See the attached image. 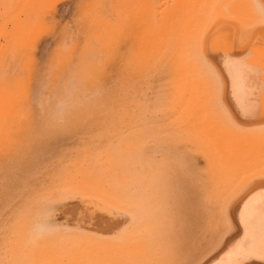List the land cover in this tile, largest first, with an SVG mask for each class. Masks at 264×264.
<instances>
[{
	"label": "bare ground",
	"instance_id": "1",
	"mask_svg": "<svg viewBox=\"0 0 264 264\" xmlns=\"http://www.w3.org/2000/svg\"><path fill=\"white\" fill-rule=\"evenodd\" d=\"M32 1L0 0V98L16 97ZM83 12L96 20L68 69L38 65L6 124L0 264H212L245 231L223 264H264V202L248 230L240 218L264 190V104L241 117L231 101L234 73L264 70V0H85Z\"/></svg>",
	"mask_w": 264,
	"mask_h": 264
},
{
	"label": "rangeland",
	"instance_id": "2",
	"mask_svg": "<svg viewBox=\"0 0 264 264\" xmlns=\"http://www.w3.org/2000/svg\"><path fill=\"white\" fill-rule=\"evenodd\" d=\"M32 2V10L35 19L25 40V45L28 47L27 61L13 83V92L18 99H16V97L4 95L0 98V155L3 154L2 157L4 154L11 151V139L13 136L9 130L6 136L4 135L6 124L9 119L15 118L20 106L18 103L29 95V90L32 87L33 81H35L33 79H36V74H39V72L36 73L37 71L35 68L40 65L42 66V69L45 70L44 68H49V63L51 66V61H53L55 62L56 68H63L62 71L67 70V63L75 58V53L78 51H75L74 49L72 50V47L76 44L77 33H82L85 29L90 30L88 25L89 22H95L96 20L93 17L87 19L84 15L83 5L85 0H33ZM103 30L104 35L106 36V41H110L112 37L110 36L109 31L105 27H103ZM67 31L71 32L73 35H71V43H69L64 50L61 44H66L65 35ZM118 52L119 50L116 49L112 52H110V50L109 52L107 51L105 61L100 66L102 72L101 76L107 81L110 80L112 74L116 72V67L118 66L116 64ZM253 69H255V71L252 69L244 70L243 74L240 73V75H237L234 73L232 75V80L236 82V94L240 99H243L244 105L246 107L248 106V110H256L264 104V91H262L264 88V70L261 68ZM67 78L68 75H63L61 73L60 79L66 81ZM46 112L45 109L41 111L37 110L34 112L36 114L31 122H35V125L39 126L46 121ZM21 124H23V122H21ZM12 130H14V126L12 127ZM19 131H21V129L18 128L17 132ZM38 145L40 144L38 143ZM28 148L31 150V147ZM31 151L39 152L38 150ZM263 200L264 198H261L260 196L256 199L257 203H261ZM255 211L256 209L253 211L252 207L247 209L244 214V220L248 218L250 222H256L257 215H255ZM244 228L243 231L248 230V223ZM262 241L264 242V236ZM234 245L235 242L230 245V250L224 253V257L222 256L221 258H218L212 264H219L218 262L222 261L227 256L232 255Z\"/></svg>",
	"mask_w": 264,
	"mask_h": 264
},
{
	"label": "snow or ice",
	"instance_id": "3",
	"mask_svg": "<svg viewBox=\"0 0 264 264\" xmlns=\"http://www.w3.org/2000/svg\"><path fill=\"white\" fill-rule=\"evenodd\" d=\"M231 101L235 105L236 112L239 116L243 117V116L248 114V109L244 105L243 99L237 100L235 98V92L232 93ZM220 103H221V107L223 108V101H221ZM229 118L230 119L232 118L230 113H229ZM260 179L264 180V177H261ZM259 196L261 198H264V190H261L259 192ZM256 202H257L256 196L253 195V196L248 197V199L243 204V210L240 212V218H241V223L245 224V227H246V221L244 220L245 211L247 209L251 208L253 206V204ZM262 202H264V201H262ZM261 230H262V232H264V212L261 213ZM247 237H248V233H247V231H245L244 236L235 243V245L232 249V252L234 254L240 253V251L243 249V245H244V242L247 239ZM259 258L261 260H264V254H262ZM220 264H223V261H221Z\"/></svg>",
	"mask_w": 264,
	"mask_h": 264
}]
</instances>
